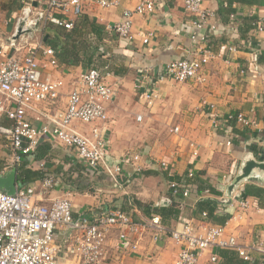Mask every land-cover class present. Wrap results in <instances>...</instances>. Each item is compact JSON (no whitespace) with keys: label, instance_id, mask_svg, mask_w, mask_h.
<instances>
[{"label":"crops","instance_id":"1","mask_svg":"<svg viewBox=\"0 0 264 264\" xmlns=\"http://www.w3.org/2000/svg\"><path fill=\"white\" fill-rule=\"evenodd\" d=\"M17 1H21V6L22 0ZM42 1L28 0L35 9L43 5ZM109 1L113 4L101 7L95 0H85L80 14L86 15L90 21L105 29L99 38L80 33L74 35L72 40H65L60 30L51 25L45 33H38L41 35L40 40L29 42L25 47L21 44L25 42L24 38H27L25 36L31 34L34 36L35 31L44 28V24L40 25L41 20L36 22L30 32L15 37L12 34L16 30L17 20L13 19L18 17L17 10H10L3 17L0 16V46L8 48L9 54L14 51L12 46H15L19 49L15 51L19 56L36 50L42 77L62 83L57 99L33 104L27 113L28 120L39 126L48 122L47 117H52L64 109L68 92L77 85L79 72L89 67L82 66L85 61L83 58L85 45L88 43L95 48L94 61L90 66H97L107 74L106 79L115 93L112 99L105 103L107 119L104 124L100 121L93 123L74 121L73 127L88 137L91 136L94 127L99 128L108 145L106 149L108 159L113 163L124 161L127 176L121 178L122 181L113 182L107 177L116 189H121L122 195L114 194L113 200L117 202L118 199L124 198L131 204L134 198L157 205L165 201L170 202L171 197L175 200L180 214L176 221L164 224L169 228L182 220L200 221L201 213L195 212V203L201 197H212L218 200L217 210L221 213L227 212L228 217L223 224L210 222L211 224L224 226L225 234L235 236L237 242L245 247L264 243V171L253 172L250 177L238 181L232 188L231 195L227 194L229 185L234 181L246 158L250 156L264 162V31H257L255 27L252 28L245 22V18L253 17L264 25V0H254L251 3L233 1L231 7L235 11L228 16L219 15V0L204 1L203 7L212 10L214 18L201 33L209 36L208 44L214 57L202 67L199 79L184 82L170 78L157 81L159 70L167 62L192 56L198 45L192 38L191 16L183 10L182 1L154 0L153 12L134 15L133 37L130 40L119 38L107 28V25L120 20L125 9H133L141 0ZM9 2L13 4L12 6L6 4V9L19 7L17 2L13 0ZM145 38L146 43L143 42ZM47 41L54 42V47L46 44ZM229 46L235 47V50L231 51ZM48 47L54 50L55 65H50L47 62L48 56L41 53L42 48ZM73 49L78 52L75 58L71 57ZM62 56L65 57V61L60 59ZM72 61L75 64H72ZM145 75L148 77L147 80H152L158 88V95L152 108L144 104L143 90L139 87L140 82L146 80ZM55 103L56 106H59V103L61 108L56 107ZM209 105H213L215 110L225 116L242 112L254 124L244 126L235 122H220L214 127ZM142 118L143 121L139 122ZM163 119L164 157L161 155L159 157L156 152H150L147 145L141 152L128 151L119 155L110 149L107 134L113 143L118 135H125V132L121 131L124 128L138 131L140 136L155 135L154 131L157 129L154 123ZM174 127L178 130L174 131ZM168 128L172 133L167 131ZM227 141H230V144ZM43 143L41 141L40 145ZM48 143L50 152L44 158H40L46 160L45 167L51 168L55 176L56 186L48 196H67L72 200L74 211L86 214L107 208V204L101 205L103 199L98 194L93 195L76 188L71 191L69 178L79 177L80 166L76 164L77 159L66 147ZM136 153L140 155L142 173L145 172L147 175H143L144 179L139 178L141 173H137L131 164L132 156ZM7 154L0 146V162L4 166ZM30 159L27 158L23 164L30 166ZM160 160L167 163V169H160L158 165ZM35 164L31 163L33 167L31 169L37 170ZM4 166L2 174L12 168L15 169L16 165L7 167L6 170ZM188 169L199 173V179L206 185L202 190L211 188L219 194L211 192L204 194L193 180L198 188L197 196L185 199L172 196L163 178L166 184L168 180L180 182L185 180L182 177ZM80 173L83 176L82 171ZM35 182L31 181L25 185ZM125 182L129 184L123 187L122 183ZM19 184L16 172V187H20ZM246 186L249 187L247 193ZM257 188L262 189L260 195L255 193ZM131 210L140 221L148 218L135 206L131 207ZM115 238V233L109 236L106 252L99 264H173L179 250V246L167 235L154 240L152 235L147 233L136 251L125 252L116 248ZM56 239L65 260L63 253L69 251V240L63 233H58ZM221 251L227 252V258L220 255ZM212 252L217 256L215 261H210ZM260 257L252 253L250 261H243L235 250L207 249L200 254L198 264H260Z\"/></svg>","mask_w":264,"mask_h":264},{"label":"built area","instance_id":"2","mask_svg":"<svg viewBox=\"0 0 264 264\" xmlns=\"http://www.w3.org/2000/svg\"><path fill=\"white\" fill-rule=\"evenodd\" d=\"M84 1L43 0V5L35 9L31 3L22 0L25 6L17 19V27L23 22L22 29L25 30L43 19L70 30L74 19L82 14ZM95 1L101 7L113 4L109 0ZM181 1L183 10L191 16L192 38L198 45L192 56L167 62L159 70L157 81L164 78L177 82L199 79L202 67L214 57L208 44L209 36L201 33L214 18L213 11L203 7L205 0ZM154 9V0H141L133 9H125L120 20L107 25V28L119 38L130 40L133 37L134 15L148 14ZM31 13L34 17L29 16ZM254 25L257 31H264L261 21H255ZM17 27L12 36L17 33ZM143 42L146 43L147 38ZM12 47L14 51L9 54L8 48L0 46V146L8 153L4 170L19 166L27 158H31L30 165L34 162L36 167H44L45 162L35 161L33 153L41 141L47 140L53 146L61 145L72 151L76 162L85 165V171L90 175L103 173L113 182L126 177L124 161L113 163L108 159V145L99 128L94 127L88 137L73 127L74 121L105 123V103L115 93L106 79L107 74L97 66L80 71L77 85L67 94L64 109L47 117L48 122L37 126L28 120V110L34 103L57 99L62 83L42 77L36 50L19 56L15 53L19 49ZM229 49L232 51L235 47L229 46ZM41 53L48 56L50 65L56 64L52 48H42ZM145 79L139 87L143 90L142 97L147 106H150L158 95V88L152 80H147L146 75ZM209 109L214 127L220 122H235L244 126L254 124L242 112L225 116L213 105H209ZM2 119L8 120L9 124H3ZM173 130L177 131L178 128L174 127ZM227 143L230 144V141ZM131 164L137 173L142 171L138 153L132 156ZM158 165L161 170L168 168L163 160ZM187 176L193 178L194 171L188 169ZM192 181L180 183L168 180L167 185L172 196L185 199L197 196L198 188ZM55 186L54 174L48 173L35 183L16 187L13 194L0 190V264H99L112 233L116 235V248L124 252L136 251L147 233L154 240L167 235L179 246L173 264H198L200 254L207 249H232L243 261H250L252 253H256L261 256L260 264H264V243L245 247L237 242L235 236L225 234L224 226L208 222L204 211L201 212L200 221L182 220L168 228L158 215L135 220L120 205L91 211L90 214L74 211L67 196H48ZM202 191L204 194L209 192L208 189ZM58 233L65 234L69 240V251L63 253L65 260L57 243ZM216 259V254L212 252L210 261Z\"/></svg>","mask_w":264,"mask_h":264},{"label":"trees","instance_id":"3","mask_svg":"<svg viewBox=\"0 0 264 264\" xmlns=\"http://www.w3.org/2000/svg\"><path fill=\"white\" fill-rule=\"evenodd\" d=\"M233 1H238V2H242V3H251L254 2V0H219V15L220 16H228L230 13L234 12L235 10L231 7V4ZM224 2H226V6H224ZM76 21L74 20L73 23V27L70 30H66L63 27L54 25L52 23H49V27L51 25H53L54 27H57V29L60 30V32L62 33V36L64 37L65 40H72L74 35L76 34H80V33H86V34H90L95 38H99L101 37L102 33L105 31V29L98 25L97 23L90 21L86 15H80L79 17H76ZM257 21L255 20V18L253 17H247L245 18V22H247L249 24L250 27H255L254 22ZM63 30V31H62ZM46 44L50 45V47H54V42H49L47 41ZM80 45V43H78ZM77 44V45H78ZM89 45L88 43L85 45L86 51L84 54V63L82 64V66H90L91 63L94 61L93 60V56H94V50L95 48L93 46ZM94 48V50H93ZM72 49V48H71ZM73 54H71V57L75 58V54H77L78 52L73 49L72 50ZM77 52V53H76ZM68 55V54H67ZM57 56V54H56ZM62 61H65V57L62 56V58H60ZM75 60V59H74ZM72 64H75L74 61H72ZM1 122L3 124H9L8 120L6 119H2ZM44 143L40 145V143L38 144V146L36 147L34 153H33V159L35 161L40 160V158H44L46 155H48V153L50 152L49 148V141H43ZM40 145V147H39ZM1 161V160H0ZM44 161H46L44 159ZM76 164H78L80 166L79 168V172L78 178H84V181L86 178H90L91 175H89V173H87L85 171V165H83L80 162H76ZM3 166L2 163L0 162V173L3 170ZM33 168L31 165L30 166H26V164L21 163V165L19 166H15L16 172H17V178L19 180V185L23 186L31 181H38L40 179L43 178V176H45L46 174H53L52 173V169L49 167H41V168H37V170L35 169H31ZM82 171L83 176H81L82 174L80 173ZM96 175L99 176H103L106 177L103 173H96ZM185 180L180 181V183H185L187 181L191 180H195V182H197V184L199 185V189L202 190L204 187H206L205 183L203 184L202 181L199 179V173L194 171V179L193 178H188L187 176V172L183 175V177ZM181 178V179H182ZM179 179V180H181ZM122 181V179H121ZM247 189H249L248 186L245 187V191L247 193ZM209 192L213 193V194H219L217 191H215L214 189L208 188ZM262 192V189L257 188L255 193L256 195H260ZM170 202L167 203H160L157 205H154L153 203H145L142 202L138 199H132L131 204L128 203V201L126 199H118L117 201H120L122 204V208L124 210H126L127 212H129L133 218L135 220H138L137 216L135 215V212H132V210L130 211L131 207L133 208L134 206L139 209L144 215H146L148 218L151 217L152 215H158L162 221L163 224H168L170 221L173 220H177L180 214L179 209H177L176 207V202L174 199H172L170 197ZM127 205H129V207H126ZM131 205V206H130ZM195 208H196V213H201V212H206L207 214V219L209 222L214 223V224H223L228 217V213L227 212H219L218 209V200L212 197H201L199 200H197V202L195 203ZM220 255L223 256L224 258H227V252H220ZM260 263V262H259Z\"/></svg>","mask_w":264,"mask_h":264},{"label":"rangeland","instance_id":"4","mask_svg":"<svg viewBox=\"0 0 264 264\" xmlns=\"http://www.w3.org/2000/svg\"><path fill=\"white\" fill-rule=\"evenodd\" d=\"M13 2H15V3L17 2V7L19 5V7L17 9L16 8L14 9L12 7H7V9H6V7H5L6 4L9 3L12 6L13 3L9 2V0H0V16L3 17V15L5 13L9 12L10 10H14V11L17 10L16 15L18 17L16 16L17 18L16 19L14 18L13 19L14 21L17 20L21 16V10H22L21 6H25L24 3L22 2L21 6H20L21 1L19 2L17 0H13ZM24 2H28V0H24ZM19 10H20V12H19ZM29 16L32 17L33 13H31ZM42 24H44V28L41 27L38 31H35L36 35H34V36L32 34L29 36H25L27 38H24L26 40H25V42L23 41L21 44H23L25 47H27L29 42H32L36 39L40 40L39 36H41V35H39L38 33H41V34L45 33V31H47V29L49 27L48 20L41 19L40 25H42ZM154 103L155 102H153L149 107L152 108L154 106ZM56 104L57 103H55V106H56ZM144 104L147 106V103L145 102V100H144ZM58 105L59 106H56V107L61 108L59 103H58ZM141 121H143V118L139 122H141ZM154 126L157 129V131H154L155 135L148 134L147 136H140L138 131H135L131 128L130 129L124 128L121 131H123V133L125 132V135H123V136L118 135L116 137V141H115L116 144H115V142L114 143L110 142V135L107 134L106 138L107 139L109 138L110 149H112V150H114V152H116L114 154L119 155L120 153H124V152H128V151L129 152H133V151L134 152L135 151L141 152V151H143V147L145 145H147V146H149V148L151 150L150 152H152V153L156 152L159 157H161V156L164 157V119H163V121H155ZM167 131L169 133H172V131L169 130V128L167 129ZM156 139H158V141H156ZM140 173L141 174L139 175V178L140 177L143 178V175L147 176L145 174V172L142 173V171H141ZM77 179H80V178H74V179L69 178V180H71L70 185L72 186L71 191H74L77 189L79 191L88 192L90 194L92 193L93 195L98 194L99 197L101 199H103V200H101L102 202H100L101 205H104V203H105L108 205V207H111L112 205H121L122 206L120 201L116 202L113 200L115 198V197H113L114 194L118 195L120 193L119 195H122L121 189H119V190L116 189L115 185L111 184L110 181L107 179V177H103V176L93 174V176H91L90 178H86L85 181H84V178L80 179V180H77ZM163 181H164L165 185H167L164 178H163ZM128 182L122 183V186L123 187L128 186V184H129ZM115 190H117V192ZM69 199L71 200V198H69ZM126 207H129V205H127Z\"/></svg>","mask_w":264,"mask_h":264},{"label":"water","instance_id":"5","mask_svg":"<svg viewBox=\"0 0 264 264\" xmlns=\"http://www.w3.org/2000/svg\"><path fill=\"white\" fill-rule=\"evenodd\" d=\"M23 22H21L18 27H17V33L15 34L16 36H19L22 32L26 34L27 32H30L32 27H29L25 30L22 29ZM34 27V26H33ZM264 171V162L262 161H257L252 157L246 158L242 162V167L235 177L234 181L229 185L227 194L231 195L232 188L234 185L246 178L250 177L253 172H261ZM16 188V171L14 168L10 169L7 173L5 174H0V190L7 193V194H13L15 192ZM164 202V201H163ZM169 201H165L164 203H167Z\"/></svg>","mask_w":264,"mask_h":264}]
</instances>
